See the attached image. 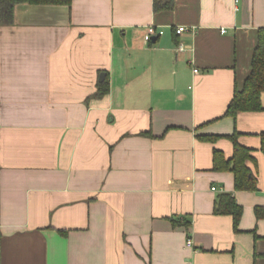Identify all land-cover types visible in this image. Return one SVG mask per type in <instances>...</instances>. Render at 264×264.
I'll list each match as a JSON object with an SVG mask.
<instances>
[{
  "label": "crops",
  "instance_id": "crops-1",
  "mask_svg": "<svg viewBox=\"0 0 264 264\" xmlns=\"http://www.w3.org/2000/svg\"><path fill=\"white\" fill-rule=\"evenodd\" d=\"M261 27L264 0L18 4L0 26V264H264V93L224 116ZM234 133L255 190L213 168ZM224 192L240 231L215 213Z\"/></svg>",
  "mask_w": 264,
  "mask_h": 264
},
{
  "label": "trees",
  "instance_id": "trees-1",
  "mask_svg": "<svg viewBox=\"0 0 264 264\" xmlns=\"http://www.w3.org/2000/svg\"><path fill=\"white\" fill-rule=\"evenodd\" d=\"M73 0H0V26L11 25L15 18V8L18 4H43L70 6ZM176 6V0H153L155 13L172 11ZM109 81L99 82L98 88L91 97H103L109 93ZM264 93V27L258 29L257 43L251 59V71L245 78L241 87H236L233 97L226 109L224 116L236 117L243 111H260L263 109L261 95ZM234 144L232 157L226 158L221 150H214L213 168L217 171H232L235 176V189L255 190L257 179L252 174L247 162L253 160L251 149L238 141L237 133L228 136ZM199 138L204 141L214 142L220 135L203 134ZM261 149L264 152V132L261 134ZM243 206L239 204L234 195L224 192L219 195L215 205V213L219 215H231L235 231H240L239 225L243 216ZM255 214L258 219H264V207L256 206ZM181 223L186 224L184 219ZM64 232V231H63ZM1 237V233H0Z\"/></svg>",
  "mask_w": 264,
  "mask_h": 264
},
{
  "label": "built area",
  "instance_id": "built-area-1",
  "mask_svg": "<svg viewBox=\"0 0 264 264\" xmlns=\"http://www.w3.org/2000/svg\"><path fill=\"white\" fill-rule=\"evenodd\" d=\"M188 30H189V28L187 26H179V27L176 28L175 32L177 34H181L182 32H185V31H188ZM223 31H225V30L223 29ZM163 33H164L163 29L158 28L156 25H149L147 27V32L145 34L144 40H145V42L147 44H151L155 37L160 36ZM177 48H178L179 51H184L186 49V46L183 43H180ZM194 71L198 72V69H194ZM213 189H215V187H213ZM187 244L189 246H192L193 245V240L189 238L187 240Z\"/></svg>",
  "mask_w": 264,
  "mask_h": 264
},
{
  "label": "water",
  "instance_id": "water-1",
  "mask_svg": "<svg viewBox=\"0 0 264 264\" xmlns=\"http://www.w3.org/2000/svg\"><path fill=\"white\" fill-rule=\"evenodd\" d=\"M154 40H155V38H154ZM105 77H106V72H104V71L101 72L100 73V76H99V81L100 82L104 81Z\"/></svg>",
  "mask_w": 264,
  "mask_h": 264
}]
</instances>
